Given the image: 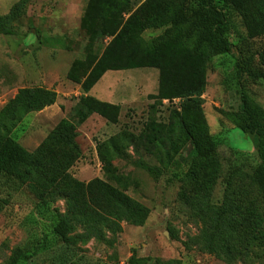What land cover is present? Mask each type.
I'll return each instance as SVG.
<instances>
[{
	"label": "trees",
	"instance_id": "trees-1",
	"mask_svg": "<svg viewBox=\"0 0 264 264\" xmlns=\"http://www.w3.org/2000/svg\"><path fill=\"white\" fill-rule=\"evenodd\" d=\"M29 1L18 0L0 15V34H15L13 24L26 15ZM84 1L79 22L85 38L82 58L72 61L65 76L80 85L83 93L73 107L76 123L60 119L33 150L25 149L13 139L12 131L28 114L52 105L56 93L44 86L19 88L0 108V175L12 182L14 191L25 186L43 204L64 201V211L52 225L51 234L66 246L88 239L106 241L107 236L121 231L122 222L142 226L150 212L147 206L107 181L93 178L81 182L69 169L78 152L73 142L76 126L91 114L111 124L119 118L118 105L89 95L92 86L106 71L154 68L158 70V85L152 98L183 97L179 110L173 109L168 124L156 125L152 135L148 128L137 136L120 131L108 137L97 146L99 160L109 166L127 146H144L148 141L145 151L158 155L159 165L165 168L190 145L187 169L175 177L182 183L179 202L200 224L199 249L230 263L237 252L235 238L247 239L246 243L264 241V114L246 109L230 114L236 128L251 138L258 162L249 171L232 169L225 177L221 203L214 205L211 196L220 162L197 99L207 61L231 49V15L239 18L246 40L264 36V0H156L161 8L147 28L162 32L148 40L137 36L132 42L121 35L131 0ZM104 37L110 40L97 55L94 46ZM239 54L238 72L264 81V46L255 54ZM29 259L27 252L15 248L3 264H25ZM57 264L76 263L63 260Z\"/></svg>",
	"mask_w": 264,
	"mask_h": 264
},
{
	"label": "rangeland",
	"instance_id": "rangeland-1",
	"mask_svg": "<svg viewBox=\"0 0 264 264\" xmlns=\"http://www.w3.org/2000/svg\"><path fill=\"white\" fill-rule=\"evenodd\" d=\"M130 4L121 29L125 41L132 42L137 36L148 40L162 32V29L147 28L149 20L161 8L156 0H131ZM53 5L52 0H46L43 9L49 13ZM0 7L6 8V3ZM23 14L13 24L14 35L0 34V108L21 87L47 86L58 90L60 95V111L47 109L30 113L12 131L13 139L32 150L60 119L76 123L73 106L78 95L66 77L54 79L49 74L52 70L48 60L50 50L59 53L65 44H69L68 41L57 38V34L42 32L39 33L40 44H35L33 49L26 40L28 21L27 13L25 17ZM229 20L231 49L207 61L200 81V94L197 95L220 162V175L211 196L214 205L221 203L225 177L230 176L232 169L239 167L242 171H249L258 162L251 138L236 128L229 119L230 114L241 109L264 114V81L246 78L238 72L236 65L239 52L247 56L264 46V36L246 40L239 18L231 15ZM74 37V49L77 56H81L84 35L77 30ZM109 40L104 37L94 46V52L100 54ZM64 59L53 63L58 65ZM254 60L256 62V56ZM61 75L64 76V72ZM157 85L158 70L154 68L105 73L93 87L91 95L103 98L116 89H125L129 92L130 102L114 126L99 116L76 126L73 142L78 152L69 169L71 176L81 182L93 178L107 181L147 206L150 212L144 224L131 226L122 222L121 231L107 236L106 241L88 239L66 246L51 234L52 225L64 211V201L43 204L25 186L14 191L12 182L0 175V264L7 261L15 248L30 255L25 264H57L63 260L76 264H264L263 240L246 243L247 239L235 238L237 252L230 263L199 249L200 224L189 217L179 202L182 183L175 177L187 169L191 160L190 145L165 168L159 165L158 155L145 151L150 145L148 141L143 143L144 146H127L123 153L110 161L109 166L99 160L97 146L108 137L120 131L137 136L148 128L152 135L156 125L168 124L173 109L179 110L185 98H152ZM140 161L143 164L139 166Z\"/></svg>",
	"mask_w": 264,
	"mask_h": 264
},
{
	"label": "crops",
	"instance_id": "crops-1",
	"mask_svg": "<svg viewBox=\"0 0 264 264\" xmlns=\"http://www.w3.org/2000/svg\"><path fill=\"white\" fill-rule=\"evenodd\" d=\"M17 1L18 0H0V6L2 5V3H6V8L0 9V15L6 14L9 8L11 7V5ZM45 1L46 0H30L27 4L26 13L28 18V26L26 31V40H28V45H30L33 49L35 44L38 45L40 44L39 33L42 32H49L51 35L57 34V38H61L63 40L65 39L68 41L69 44H65L64 48H62L59 53H53L52 50L49 49L50 53L48 60L51 63L50 66H52V70L49 72V74H51V76H53L54 79L55 78L63 79L65 78L66 72L68 71L72 61L78 58L79 59L82 58V52H81V56H77V52L74 49V47H76V40L74 36L77 30L80 31L79 22L83 14L85 1L84 0H52L54 2V5L52 8H50L51 12L49 13H47V11L43 9ZM72 37L74 38V40H72ZM62 57H64L65 59L62 62H59L58 65H55L53 63L54 60L62 59ZM117 71H125V70H117ZM117 71L111 70V71H106L105 73L117 72ZM62 72H64V76L61 75ZM104 74L101 76V78L104 76ZM98 81L90 89L89 95H91L93 87L98 83ZM68 82L71 84V86L75 87L74 93L75 95H78L76 99V103H77L78 98L81 95H83L80 85L74 84L70 81ZM44 87L51 89L47 86ZM117 88H120V86ZM52 90L56 93L55 102L52 105L45 107L40 111H45L47 109H51V111H56V110L60 111L59 92L58 90H54V89ZM91 96L99 101L107 102L113 105H118L120 108L119 116L125 111L124 107L128 105L130 102L129 92L125 91V89L124 90L116 89L115 91L107 94L103 98L95 95H91ZM75 105L76 104H74V106ZM93 117H98V115L91 114L86 120ZM111 125L114 126L115 124H111Z\"/></svg>",
	"mask_w": 264,
	"mask_h": 264
}]
</instances>
